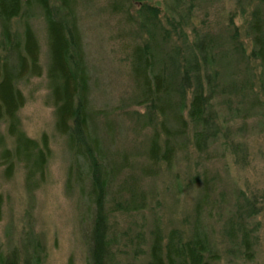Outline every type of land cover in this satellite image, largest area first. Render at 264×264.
<instances>
[{
    "label": "rangeland",
    "instance_id": "rangeland-1",
    "mask_svg": "<svg viewBox=\"0 0 264 264\" xmlns=\"http://www.w3.org/2000/svg\"><path fill=\"white\" fill-rule=\"evenodd\" d=\"M49 1L62 16L58 0ZM173 2L76 0L74 6L89 72V105L97 115L94 122L106 152L104 163L114 169L108 206H113L115 197L127 201L131 192L145 201L144 210L116 213L111 219L118 261L149 264V247L158 232L165 241L173 234L190 239L201 205L208 237L219 250L216 264H264V92L259 86L264 68L257 62L248 64L230 44L235 32L239 33L249 55L254 44L249 24L256 15L264 21V0H182L180 17L170 11ZM142 4L159 7L161 23L167 29L173 19L182 35L190 39L197 34L213 37L222 57L221 77L229 86L225 97H217L215 102L227 138L218 139L201 154L194 147L190 129L186 149H177L172 164L151 168L146 153L154 127L146 124V106H139L140 92L130 60L134 48L148 40L139 24ZM26 23L40 45L43 76H28L16 84L26 99L19 112L20 129L39 143L45 137L51 155L41 182L28 180L24 165H17L13 178L7 179L6 167L0 162V258L23 248V241L29 240L43 247L44 264H89L95 207L85 180L87 169L83 160L75 159L68 138L56 128L46 74L50 52L42 10L25 9L24 15L13 21L12 32L21 36ZM2 29L0 20V36ZM7 128L5 121L0 122V156L5 148L14 149ZM234 145L240 154L233 152ZM77 172L84 182L76 180ZM239 193L261 209L249 221L254 230L258 228L254 262L231 253L223 235V226L241 200Z\"/></svg>",
    "mask_w": 264,
    "mask_h": 264
},
{
    "label": "trees",
    "instance_id": "trees-1",
    "mask_svg": "<svg viewBox=\"0 0 264 264\" xmlns=\"http://www.w3.org/2000/svg\"><path fill=\"white\" fill-rule=\"evenodd\" d=\"M133 1L142 3L146 0ZM58 3L62 16L55 12L49 0H0V20L3 22L0 36V122L7 123L8 135L15 143L13 150H3L0 162L6 167L7 179L13 178L17 165H24L29 172L28 180L41 182L51 155L45 137L39 143L29 139L20 129L19 112L26 99L16 84L28 76L41 78L43 69L40 45L31 25L26 23L19 36L12 32V23L24 15L25 9L36 7L42 10L47 23L50 65L46 74L55 108L56 128L68 138L75 159L83 160L87 169L85 180L91 187L89 198L95 207V217L90 232L89 264H120L115 252L117 234L113 231L111 219L116 213L144 210L145 201L136 192H131L127 201L115 197L113 206H108V189L115 181L114 169L111 171L104 163L106 152L94 122L97 115L89 105V72L75 19L76 0H58ZM173 4L174 8L169 5L170 11L179 16L182 0H175ZM142 5L139 24L146 31L148 40L134 48L130 60L140 92L139 106H146L149 113L146 124L154 127L146 153L151 168L160 164L171 165L177 149H186L190 129L194 132V147L201 154H206L218 139L227 138L215 102L217 97H225L229 86L221 77L222 57L213 37L197 34L190 39L182 35L180 25H176L173 19L168 27L171 29H167L161 23L159 7ZM248 31L254 43L249 55L236 32L230 39L233 52L240 53L248 64L257 62L264 68V21L256 15ZM157 36L161 37L160 41ZM163 44L171 45L167 49ZM263 75L264 71L259 76L262 92ZM231 148H235V154H240L241 150L237 151L235 145ZM76 180L84 182L80 172H77ZM238 200L239 204L223 226L224 239L230 244L231 253L236 252L246 262H254V233L258 228L254 230L249 221L258 216L261 209L245 195H240ZM202 208L201 205L198 208V221L190 239L173 234L165 241L161 233H156L148 251L149 264H216L220 261L219 250L209 239L206 221L201 217ZM26 243L23 241V248L1 257L0 264H44L41 244L29 243V240Z\"/></svg>",
    "mask_w": 264,
    "mask_h": 264
}]
</instances>
